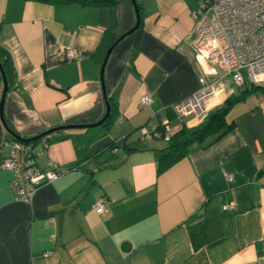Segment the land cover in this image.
<instances>
[{
  "label": "crops",
  "instance_id": "1",
  "mask_svg": "<svg viewBox=\"0 0 264 264\" xmlns=\"http://www.w3.org/2000/svg\"><path fill=\"white\" fill-rule=\"evenodd\" d=\"M198 3L136 0L141 22L113 47L101 82L109 47L135 25L131 0H0V47L12 65L7 126L31 138L110 113L105 125L29 144L39 169L63 172L28 202L14 200L12 173L0 168V264H264V95L233 105L225 135L160 173L166 142L141 136L163 122L172 132L197 125L177 120L173 105L203 75L191 44ZM69 48L77 59L66 58ZM219 82L225 92L207 101L209 112L239 90ZM2 88L0 73V98ZM8 138L0 119V150Z\"/></svg>",
  "mask_w": 264,
  "mask_h": 264
},
{
  "label": "built area",
  "instance_id": "2",
  "mask_svg": "<svg viewBox=\"0 0 264 264\" xmlns=\"http://www.w3.org/2000/svg\"><path fill=\"white\" fill-rule=\"evenodd\" d=\"M193 27L191 44L194 58L201 66L199 87L185 100L173 105L177 120L191 117L193 124H200L208 115L207 101L225 92L221 81L231 80L234 88L246 84L264 85V0H199L191 13ZM66 58H78V51L69 48ZM207 76L218 77L216 82ZM140 104L148 106L152 100L148 94L140 97ZM141 136L168 143L172 130L166 122L151 128L141 127ZM116 151V149H113ZM0 168L12 173L10 185L14 200L28 202L39 186L62 175L57 166L39 169L33 159L30 145L8 138L1 145ZM231 180L229 175L226 176ZM234 205L225 204L223 210ZM92 210L102 214L106 210L105 198L98 199Z\"/></svg>",
  "mask_w": 264,
  "mask_h": 264
},
{
  "label": "trees",
  "instance_id": "3",
  "mask_svg": "<svg viewBox=\"0 0 264 264\" xmlns=\"http://www.w3.org/2000/svg\"><path fill=\"white\" fill-rule=\"evenodd\" d=\"M70 1H80L84 4H113L116 0H55L58 3H67ZM141 22V21H140ZM0 67L3 74L8 82V87L10 85V77L12 72V65L9 55L5 52L3 48L0 47ZM254 94L264 95V85H254L246 84L239 88L237 92L232 93L218 108L208 112L207 117L198 125L194 127H181L178 131L172 132L171 139L166 143L165 148H163L158 155V168L157 172L160 173L170 167L172 164L178 160L185 157L194 147L204 148L223 135H225L231 128L232 124H227L225 117L233 105L240 103ZM110 117H107V119ZM104 121V125L107 121ZM160 125V124H159ZM11 133L17 135L13 129L8 127ZM9 136L11 134L8 132ZM23 138V137H22ZM34 137L23 138L20 142L25 144H33L35 140ZM264 173V168L259 172Z\"/></svg>",
  "mask_w": 264,
  "mask_h": 264
},
{
  "label": "water",
  "instance_id": "4",
  "mask_svg": "<svg viewBox=\"0 0 264 264\" xmlns=\"http://www.w3.org/2000/svg\"><path fill=\"white\" fill-rule=\"evenodd\" d=\"M131 3L133 4L134 6V9H135V12H136V22H135V25L130 29L128 30L127 32H125L124 34L120 35L116 41L109 47L106 55H105V58L103 60V63H102V67H101V72H100V79H101V82H102V73H103V70H104V66L106 64V61H107V58L110 54V52L112 51L113 47L121 40L123 39L126 35H129L131 33H133L139 26V22H140V16L138 14V9H137V4H136V0H131ZM0 73H1V78H2V84H3V88H2V93H1V98H0V119L1 121L3 122L6 130L11 134V136H13L14 138H16L18 141L20 140H23L22 137L18 136V135H15L13 133H11L10 129L8 128L6 122H5V119H4V116H3V104H4V99H5V95L7 93V90H8V84H7V81H6V78H5V75L3 74L2 72V69L0 67ZM109 107L107 106L106 108V113L105 115L103 116V118L96 122V123H93V124H86V125H63V126H57L55 128H51L49 130H46L44 131L43 133L35 136L33 138V140H37L39 138H42L46 135H50V134H53V133H58V132H61L63 130H69V129H89V128H94V127H98L100 125H102L104 123V121L107 119V117L109 116Z\"/></svg>",
  "mask_w": 264,
  "mask_h": 264
}]
</instances>
